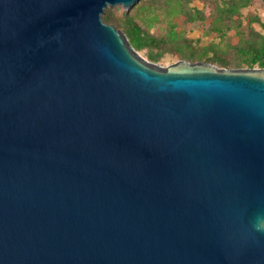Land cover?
<instances>
[{"label": "water", "instance_id": "95a60500", "mask_svg": "<svg viewBox=\"0 0 264 264\" xmlns=\"http://www.w3.org/2000/svg\"><path fill=\"white\" fill-rule=\"evenodd\" d=\"M139 1L0 0V264H264V69L150 63Z\"/></svg>", "mask_w": 264, "mask_h": 264}, {"label": "trees", "instance_id": "16d2710c", "mask_svg": "<svg viewBox=\"0 0 264 264\" xmlns=\"http://www.w3.org/2000/svg\"><path fill=\"white\" fill-rule=\"evenodd\" d=\"M258 3L264 8V0H140L123 13L109 10L104 19L153 64L172 56L224 70L264 69V21L251 12ZM195 24L202 37L191 35Z\"/></svg>", "mask_w": 264, "mask_h": 264}, {"label": "rangeland", "instance_id": "374dc122", "mask_svg": "<svg viewBox=\"0 0 264 264\" xmlns=\"http://www.w3.org/2000/svg\"><path fill=\"white\" fill-rule=\"evenodd\" d=\"M198 5L202 8L203 4L202 3H198ZM116 9L119 13H123L126 10L121 7V6H115V7H110L107 9L106 14L104 15V17H106L107 13L109 10H113ZM251 12L258 14L262 17L263 21H264V8L262 6H260V4H256L254 7L251 8ZM256 27L258 29H260L259 25H256ZM192 36L194 37H202L203 35V30H202V26L199 24H195L192 26ZM205 41H207V38L204 39ZM180 60L176 57H172V56H167V58L163 61V63L161 64H156L157 66L163 67V68H167L177 62H179ZM258 69V68H256Z\"/></svg>", "mask_w": 264, "mask_h": 264}]
</instances>
